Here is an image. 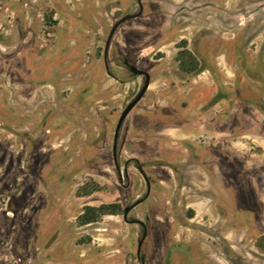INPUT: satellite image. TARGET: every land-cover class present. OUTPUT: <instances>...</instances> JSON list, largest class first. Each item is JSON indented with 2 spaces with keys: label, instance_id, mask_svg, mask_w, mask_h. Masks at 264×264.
<instances>
[{
  "label": "rangeland",
  "instance_id": "1",
  "mask_svg": "<svg viewBox=\"0 0 264 264\" xmlns=\"http://www.w3.org/2000/svg\"><path fill=\"white\" fill-rule=\"evenodd\" d=\"M141 3L0 0V264H264V0Z\"/></svg>",
  "mask_w": 264,
  "mask_h": 264
},
{
  "label": "water",
  "instance_id": "2",
  "mask_svg": "<svg viewBox=\"0 0 264 264\" xmlns=\"http://www.w3.org/2000/svg\"><path fill=\"white\" fill-rule=\"evenodd\" d=\"M140 13L138 14H133V15H126L124 17H122L120 20H118L112 27L109 35H108V39L106 41V46H105V52H104V56H105V59H107L108 57V52H109V49H110V45H111V41H112V38L116 32V30L118 29V27L123 24L124 22H126L127 20L129 19H132V18H135L137 16H139ZM131 71L133 72L134 75H145L146 76V80H145V83H144V86H143V89L142 91L140 92V94L136 97V99L130 103L128 105V107L123 111L120 119H119V122H118V125H117V128H116V132H115V137H114V150L116 149V145H117V140H118V136H119V132H120V129L126 119V117L128 116V114L130 113V111L134 108V106L140 101V99L143 97V94L146 92L148 86H149V83H150V75L147 73V72H144L140 69H138L136 66H131L130 67ZM143 200V199H142ZM142 200H139L137 201L136 203H134L133 205L131 206H128L124 209V219L125 221H127L128 223H140L141 225H144V223L140 220H129L128 219V215H129V212L136 206L138 205L139 203L142 202ZM145 237V234L143 235L142 239L140 240L139 244H138V252H140L141 250V246H142V242H143V239Z\"/></svg>",
  "mask_w": 264,
  "mask_h": 264
},
{
  "label": "flooded vegetation",
  "instance_id": "3",
  "mask_svg": "<svg viewBox=\"0 0 264 264\" xmlns=\"http://www.w3.org/2000/svg\"><path fill=\"white\" fill-rule=\"evenodd\" d=\"M138 1V3H139V6H140V11L139 12H137V13H134V14H138V13H140V15L139 16H141L142 15V13H143V10H144V8H143V5H142V3H141V0H137ZM130 15H133V14H130ZM139 16H137V17H139ZM137 17H135V18H137ZM132 19H134V18H132ZM120 20V19H119ZM130 20V19H129ZM128 21V20H127ZM117 22V21H116ZM122 25V24H121ZM120 25V26H121ZM119 26V27H120ZM113 27V26H112ZM119 27H118V29H119ZM112 29V28H111ZM117 29V30H118ZM117 30H116V32H117ZM111 31V30H110ZM116 32H115V34H116ZM110 33V32H109ZM115 34H114V36H115ZM114 36H113V38H114ZM113 38H112V40H113ZM108 39V38H107ZM111 43H112V41H111ZM105 46H106V44H105ZM110 47H111V45H110ZM110 50V49H109ZM104 52H105V50H104ZM108 55H109V52H108ZM104 62H105V64H106V70H107V72L110 74V75H112L111 74V72L109 71V69H108V66H107V63H108V57H107V59H105V56H104ZM123 63H124V66H125V68L129 71V72H131L132 74H133V72L131 71V69H130V67L131 66H135V65H133L132 63H130L127 59H124L123 60ZM138 68V67H137ZM139 69V68H138ZM141 70V69H140ZM142 71H144V72H147V71H145V70H142ZM148 73V72H147ZM149 74V73H148ZM137 76H143L144 78H145V80H146V76L145 75H137ZM150 83H151V77H150ZM150 83H149V85H150ZM149 87V86H148ZM116 132V131H115ZM119 137V136H118ZM117 145H118V140H117ZM117 145H116V149L114 150V145H113V153H114V157H116L117 156ZM148 181V180H147ZM148 183V191H147V194H146V196H145V198L142 200V201H144V200H146V199H148V197H149V195H150V182L148 181L147 182ZM137 206V205H136ZM133 210V209H132ZM131 210V211H132ZM130 211V212H131ZM129 212V213H130ZM129 220H138V219H129ZM143 222V221H142ZM144 223V225H141L140 223H130V224H139L141 227H142V237H143V235L145 234V237H144V239H143V242H142V246L148 241V239L150 238V236H151V232H150V226H149V224L148 223H146V222H143ZM142 237H141V239H142ZM140 239V240H141ZM140 242V241H139ZM142 246H141V249H142ZM138 258L140 259V260H142V262H143V264H145L144 263V258H142V256H141V250H140V252H138Z\"/></svg>",
  "mask_w": 264,
  "mask_h": 264
},
{
  "label": "trees",
  "instance_id": "4",
  "mask_svg": "<svg viewBox=\"0 0 264 264\" xmlns=\"http://www.w3.org/2000/svg\"><path fill=\"white\" fill-rule=\"evenodd\" d=\"M188 56L189 58H191V62L193 63L192 67L194 69H197L196 59L191 54H189ZM181 66L182 69L185 71L191 69L188 66L184 65L183 63H181ZM117 209H118V204H109V205L103 204L99 207L88 206L85 208V212L80 216V224L85 225L94 222L98 218L99 214L101 215L102 213H106V212L117 213L118 211Z\"/></svg>",
  "mask_w": 264,
  "mask_h": 264
}]
</instances>
